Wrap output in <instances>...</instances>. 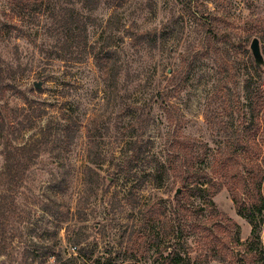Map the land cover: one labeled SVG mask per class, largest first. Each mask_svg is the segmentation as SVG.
I'll return each instance as SVG.
<instances>
[{
	"label": "rangeland",
	"instance_id": "374dc122",
	"mask_svg": "<svg viewBox=\"0 0 264 264\" xmlns=\"http://www.w3.org/2000/svg\"><path fill=\"white\" fill-rule=\"evenodd\" d=\"M34 1L0 0V68L8 85L0 107L15 144L32 141L57 117L67 131L59 157L42 147L40 157L28 161L24 184L14 191V212L0 224V264H71L80 254V264H159L154 250L145 251L154 238L161 250L186 239L191 264H258L244 245L252 224L239 215L227 188L214 198L227 221L224 261L207 259L219 248L200 244L203 236L192 228L195 218H183L185 210L180 218L168 216L164 229L143 223L142 205L161 196L167 205L172 198L198 208L183 190L175 197L181 184L174 174L161 190L151 180L135 188L143 168H151L147 155H163L169 139L195 141L197 164L205 154L218 156L227 134L242 130L253 110L264 117V65L257 66L250 48L258 38L264 59V0H101L96 9L86 1L43 0L41 8ZM61 10L85 26L89 45L113 56L117 85L89 54L56 59L61 45L56 48L52 36ZM7 25L24 34H8ZM247 36V47L241 46ZM26 116L32 125L23 129ZM133 145L142 146V159L133 156ZM4 162L0 148V173ZM86 168L98 175L86 178ZM60 170L68 181L52 182Z\"/></svg>",
	"mask_w": 264,
	"mask_h": 264
},
{
	"label": "trees",
	"instance_id": "16d2710c",
	"mask_svg": "<svg viewBox=\"0 0 264 264\" xmlns=\"http://www.w3.org/2000/svg\"><path fill=\"white\" fill-rule=\"evenodd\" d=\"M79 3L86 1L91 3L92 9H96L101 0H77ZM35 3L41 6L44 5L43 0H35ZM66 12L61 10L57 17L59 20L54 27L53 36L57 38L58 44L55 45L57 50L58 60H80L81 55H91L98 68L107 75L111 73L109 80L117 85L120 68L113 61V56L107 52L102 56L97 47L89 45L86 36L85 26H81L76 19V16L65 15ZM8 34L17 32L21 36L24 30L17 26H5ZM264 39V38H263ZM249 37L244 38L241 46L247 47ZM59 51V52H58ZM80 51V52H79ZM247 51V50H246ZM74 54H78L74 58ZM111 63V64H109ZM7 84L5 83L4 69L0 68V96L6 92ZM166 86L162 93L167 91ZM175 89H171L170 94ZM247 90L249 87L247 86ZM162 97V96H161ZM169 103L163 99L162 108L167 113L169 122L174 126L175 121L172 119V113L169 109ZM24 110V108H22ZM21 111L24 115V111ZM262 110V108H261ZM244 124L242 130L238 129L235 134H227L224 142V148L218 156H202V161L196 164L195 156L198 145L193 140L173 137L167 141V145L163 155L160 153L151 152L147 155L148 166L143 168V182L136 186V191H140L145 187L146 180H151L155 189L161 190L165 186V182L169 179L170 174H174L176 179L181 184V190L186 193L187 201L194 199L198 202L197 207L190 209L184 200L168 198L167 205L165 199L161 196L154 202L146 201L140 209L146 225L160 224V229H164L165 221L168 216L173 214L180 218V213L186 211L183 218L192 220L195 218L193 229L203 236L200 239V244L205 241L214 244L216 252L207 256L208 260L224 261L223 257L226 243L221 237L227 231V221L223 214L217 211L214 198L225 188L231 194L239 215L246 218L252 224L251 237L244 243L247 246V251H253L255 254L252 260L258 264H264V240L262 238V230L264 225V117L260 118L259 112L253 110ZM32 116H26L23 129L30 128L32 125ZM6 119L0 107V148L4 156V165L0 173V182H5V190L0 194V224L5 225L14 212L15 196L14 191H17L24 184V177L28 170V161L40 157L42 147L46 148V152L52 156L59 157V142L65 136L67 128H65V119L61 117L55 118V121L49 122L44 128L38 130V134L32 136V141L25 144H15L10 138V133L6 127ZM30 125V126H29ZM29 126V127H28ZM226 129V128H225ZM261 131V133H260ZM76 132L71 134V139L74 138ZM152 144V142H149ZM207 147V145H203ZM138 147V148H136ZM134 151L133 156L138 160L139 157L145 155L142 146H132ZM212 157V158H211ZM26 161V162H25ZM67 172L59 171L52 178V182H67L65 177ZM98 175L96 170L86 168L83 172L86 178H90L91 174ZM125 173L129 177H137L138 173L130 170L118 171V174ZM118 177V175L116 176ZM64 185L59 184L60 193L65 192ZM246 197V198H245ZM12 198V200H8ZM142 200V198H141ZM54 201L50 205H54ZM195 204V203H194ZM178 208V210L176 209ZM179 211V213H177ZM201 213V214H200ZM232 227L238 228L237 225L229 221ZM181 229V226H180ZM182 231V230H181ZM158 238H154L145 250L148 254L152 250L157 254L159 264H191L189 254L184 251L183 246L187 241L184 239L179 242V247L175 245L168 246L163 250L158 245ZM237 245H241L240 239H237ZM145 243V242H144ZM205 245V244H203ZM146 246V245H145ZM76 247V246H75ZM46 257L54 256L51 252L45 253ZM79 257H71L68 261L71 264H80ZM249 259V260H251ZM96 264H104L97 262Z\"/></svg>",
	"mask_w": 264,
	"mask_h": 264
},
{
	"label": "water",
	"instance_id": "95a60500",
	"mask_svg": "<svg viewBox=\"0 0 264 264\" xmlns=\"http://www.w3.org/2000/svg\"><path fill=\"white\" fill-rule=\"evenodd\" d=\"M250 48L255 58L257 66L262 67L264 65V59L261 52L260 40L258 38H255L252 41ZM181 191H182L181 189H178L176 191L175 197L179 196L181 194Z\"/></svg>",
	"mask_w": 264,
	"mask_h": 264
},
{
	"label": "built area",
	"instance_id": "2783aa9c",
	"mask_svg": "<svg viewBox=\"0 0 264 264\" xmlns=\"http://www.w3.org/2000/svg\"><path fill=\"white\" fill-rule=\"evenodd\" d=\"M73 249H76V248H73Z\"/></svg>",
	"mask_w": 264,
	"mask_h": 264
}]
</instances>
